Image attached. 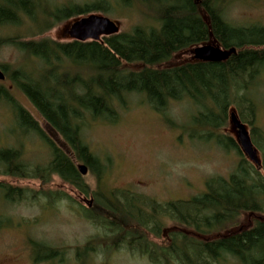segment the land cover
Wrapping results in <instances>:
<instances>
[{
	"label": "trees",
	"instance_id": "1",
	"mask_svg": "<svg viewBox=\"0 0 264 264\" xmlns=\"http://www.w3.org/2000/svg\"><path fill=\"white\" fill-rule=\"evenodd\" d=\"M238 1L256 0H117L120 7H136L151 24L134 25L100 41L58 43L33 39L56 23L108 13L112 7L104 1L50 9L48 0H0V29L11 32L0 36V47L14 49L24 61L10 75L4 66L0 70L72 155L50 138L8 88L0 87V103L9 107L15 119L10 133L35 135L50 154L45 165L30 167L21 147L1 146L0 177L47 184L55 176L83 197L91 195L103 213L84 209L82 215L102 229L112 242L110 249L126 250L151 264H264V134L255 126L254 103L256 86L264 76V24L229 23L224 17L226 8ZM208 43L236 52L220 63L194 60L190 51ZM186 51L189 57L173 62ZM134 96L169 126L173 124L166 116L168 106L189 102L194 109L190 124L198 127L190 139L211 141L224 151L235 152L238 161L232 173L227 178L207 179L200 195L165 203L129 190L91 192L76 163L85 165L96 181L101 180L105 166L82 140V126L89 120L117 123ZM232 109L248 127L260 155L259 168L222 132ZM40 196L50 203L64 197L0 183L4 206ZM244 215L252 220L239 228ZM13 225L11 218L0 215V229ZM149 236L162 243H154ZM28 244L34 263L62 261L61 253L43 241L29 238ZM87 245L75 250L78 264H88Z\"/></svg>",
	"mask_w": 264,
	"mask_h": 264
},
{
	"label": "rangeland",
	"instance_id": "2",
	"mask_svg": "<svg viewBox=\"0 0 264 264\" xmlns=\"http://www.w3.org/2000/svg\"><path fill=\"white\" fill-rule=\"evenodd\" d=\"M48 1L51 7L46 4L48 10L69 4L100 5L99 3L104 4L105 1L112 7L108 13L96 12L89 15L109 18L119 26L120 32H127L134 25L151 24V19L141 14L136 7H132L133 9L120 7L117 0ZM146 13L150 15L149 12ZM89 15L56 23L54 27L33 40L70 42L66 30L73 21ZM224 17L233 25L264 24V0L233 2L227 6ZM9 33H11L9 30L0 29L1 37L8 36ZM185 53L179 54L173 62H182L183 58L189 57V52ZM23 63L20 53L10 47H0V66L7 69L8 75ZM0 87L8 88L11 95L50 138L72 157L63 140L41 121L31 103L19 89L8 79L0 81ZM129 102V108L120 112L117 123L89 120L84 127L82 126V140L92 155L105 166L100 181H96L89 171L82 176L91 192L129 190L159 203H165L200 195L204 192L207 179L227 178L232 173L238 161L235 152L224 151L211 141L190 139L189 134L192 131L197 132L198 127L190 124L194 109L189 102H173L168 106L166 116L173 126L166 124L159 114L143 104L141 98L134 96ZM254 103L256 104L255 126L264 134V76L259 78L256 86ZM13 128H15V119L11 110L0 103V147H21L23 160L28 166L45 165L50 160V154L44 144L33 134L14 136L10 133ZM222 132L236 141L229 121ZM258 156L260 159L259 153ZM77 165L79 163H76ZM0 183L33 193L42 191L64 195L61 200L53 203L43 196L34 201L29 198L30 200L26 202L5 206L0 200V215H6L16 224L13 227L0 229V264H36L28 244L29 238L43 241L47 246L61 253L62 261L37 264H78L75 260V250H82L87 244L90 246L87 245L88 264H151L145 257L132 255L126 250L110 249L112 242L107 239L102 229L82 215L84 209L94 211L98 215L103 213L96 207L91 195L87 198L83 197L72 186L63 183L55 176L47 184H42L38 180L9 177H0ZM67 197L69 199H66ZM251 220L245 215L240 217L239 228L249 225ZM171 226V223H166V227ZM149 239L154 243H162L161 240L150 236Z\"/></svg>",
	"mask_w": 264,
	"mask_h": 264
},
{
	"label": "water",
	"instance_id": "3",
	"mask_svg": "<svg viewBox=\"0 0 264 264\" xmlns=\"http://www.w3.org/2000/svg\"><path fill=\"white\" fill-rule=\"evenodd\" d=\"M120 33L119 26L104 16L89 15L84 18L73 21L66 30L70 41L88 42L100 41L104 37L117 35ZM235 49H222L215 43H208L195 47L190 51L193 59L199 62L220 63L226 61L231 55L235 54ZM4 73L0 70V81H4ZM229 122L234 130L236 142L243 155L257 168L261 166L258 152L253 146L246 126L240 122L236 111L231 110ZM81 176L87 174V167L83 164L76 166ZM260 220V217H257Z\"/></svg>",
	"mask_w": 264,
	"mask_h": 264
},
{
	"label": "flooded vegetation",
	"instance_id": "4",
	"mask_svg": "<svg viewBox=\"0 0 264 264\" xmlns=\"http://www.w3.org/2000/svg\"><path fill=\"white\" fill-rule=\"evenodd\" d=\"M250 225V224H249ZM249 225H246V226H249ZM246 226H242V227H246Z\"/></svg>",
	"mask_w": 264,
	"mask_h": 264
}]
</instances>
